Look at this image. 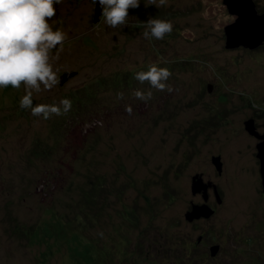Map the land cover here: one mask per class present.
Here are the masks:
<instances>
[{"label":"rangeland","instance_id":"rangeland-1","mask_svg":"<svg viewBox=\"0 0 264 264\" xmlns=\"http://www.w3.org/2000/svg\"><path fill=\"white\" fill-rule=\"evenodd\" d=\"M56 7L59 82L33 103L72 106L43 118L19 107L23 83L0 89V264H264L260 140L245 127L264 134V45L225 47L237 16L223 0H140L116 26L94 22V0ZM150 16L172 32L144 37ZM152 63L171 91L136 79ZM196 175L222 202L210 189L215 215L190 223Z\"/></svg>","mask_w":264,"mask_h":264},{"label":"clouds","instance_id":"clouds-1","mask_svg":"<svg viewBox=\"0 0 264 264\" xmlns=\"http://www.w3.org/2000/svg\"><path fill=\"white\" fill-rule=\"evenodd\" d=\"M100 7V16L107 25L125 24L129 9H135L140 0H94V7ZM166 0H160L164 4ZM60 0H0V89L7 86L19 88L24 85V94L19 97V107L30 109L33 115L47 118L50 114L59 115L72 106L68 97H62L59 104L33 103V93L43 88H51L59 82L57 70L51 60L54 52L59 51L68 39L69 33L63 25L53 28L57 5ZM143 31L146 38H164L173 30L169 19L150 16ZM171 75L166 66L155 63L135 73L141 82L147 80L152 87L171 91V85L165 81ZM138 98L152 96L151 88L146 91L136 89ZM62 106V108H61ZM130 110V108H129Z\"/></svg>","mask_w":264,"mask_h":264},{"label":"water","instance_id":"water-1","mask_svg":"<svg viewBox=\"0 0 264 264\" xmlns=\"http://www.w3.org/2000/svg\"><path fill=\"white\" fill-rule=\"evenodd\" d=\"M227 6L228 11L237 16L234 23L228 25L224 32L226 37L227 49H235L244 47L246 49L254 50L264 45V13L260 14L256 8L254 0H223ZM100 7L97 2L95 6L94 22L97 23L100 20ZM76 73H65L61 76V84H64L70 77ZM246 130L259 141L257 144V157L260 161V171L262 177V187L264 192V134L258 132L255 127V121L253 119L245 123ZM216 169L221 174L223 163L221 157H213L212 159ZM214 188L215 195L219 203L222 202V198L218 192V188L212 182L205 183L202 175H196L193 177L192 193L193 195L202 194L205 201L204 204H192L191 211L186 213V219L192 223L196 220H207L212 218L215 211L208 205L209 189ZM202 237L198 239L201 242ZM220 246L216 245L211 248V255L216 256Z\"/></svg>","mask_w":264,"mask_h":264},{"label":"flooded vegetation","instance_id":"flooded-vegetation-1","mask_svg":"<svg viewBox=\"0 0 264 264\" xmlns=\"http://www.w3.org/2000/svg\"><path fill=\"white\" fill-rule=\"evenodd\" d=\"M203 179H204V178H203ZM204 181H205V180H204ZM208 182H211V181H208ZM208 182L205 181V183H208ZM213 184H214V183H213ZM210 189H213V188H210ZM210 189H209V190H210ZM213 191H214V190H213ZM214 193H215V192H214ZM209 198H210V196H209ZM216 199H217V198H216ZM217 202H218V200H217ZM208 205H209V204H208ZM209 206H210V205H209ZM210 207H211V206H210ZM213 209H214V208H213ZM214 211H215V213H216V210H215V209H214ZM214 215H215V214H214ZM214 215H213V216H214ZM201 220H204V219H201Z\"/></svg>","mask_w":264,"mask_h":264},{"label":"trees","instance_id":"trees-1","mask_svg":"<svg viewBox=\"0 0 264 264\" xmlns=\"http://www.w3.org/2000/svg\"><path fill=\"white\" fill-rule=\"evenodd\" d=\"M197 244L195 246H193L194 248H196Z\"/></svg>","mask_w":264,"mask_h":264}]
</instances>
